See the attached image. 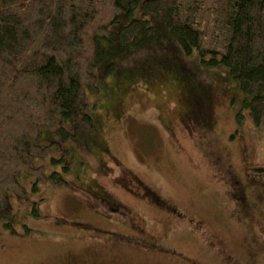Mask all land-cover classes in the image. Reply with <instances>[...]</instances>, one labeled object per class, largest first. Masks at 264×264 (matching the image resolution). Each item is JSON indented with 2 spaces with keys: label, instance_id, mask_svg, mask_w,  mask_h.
Wrapping results in <instances>:
<instances>
[{
  "label": "rangeland",
  "instance_id": "obj_1",
  "mask_svg": "<svg viewBox=\"0 0 264 264\" xmlns=\"http://www.w3.org/2000/svg\"><path fill=\"white\" fill-rule=\"evenodd\" d=\"M97 84L89 119L46 134L65 181L22 179L0 216V264H264V115L229 69L162 41L110 55Z\"/></svg>",
  "mask_w": 264,
  "mask_h": 264
},
{
  "label": "trees",
  "instance_id": "obj_2",
  "mask_svg": "<svg viewBox=\"0 0 264 264\" xmlns=\"http://www.w3.org/2000/svg\"><path fill=\"white\" fill-rule=\"evenodd\" d=\"M162 41L227 67L244 107L262 119L264 0H0V216L10 199L28 198L27 177L36 179L34 190L65 181L70 163L65 154L51 157L62 147L46 134L67 138L64 123L90 118L83 107L99 90L102 62ZM114 67L109 62L105 74ZM39 157L60 170L35 165Z\"/></svg>",
  "mask_w": 264,
  "mask_h": 264
}]
</instances>
